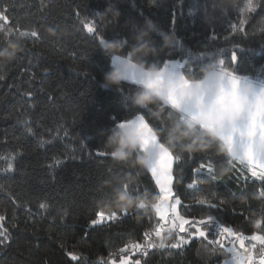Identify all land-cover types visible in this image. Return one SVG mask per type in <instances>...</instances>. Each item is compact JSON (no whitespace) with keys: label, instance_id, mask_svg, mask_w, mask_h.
<instances>
[{"label":"trees","instance_id":"16d2710c","mask_svg":"<svg viewBox=\"0 0 264 264\" xmlns=\"http://www.w3.org/2000/svg\"><path fill=\"white\" fill-rule=\"evenodd\" d=\"M248 2L223 7L225 0H0L4 24L12 30L5 38L0 29V52L12 51L8 40L22 43L12 58L0 56V230H6L0 264H111L125 256L139 264H221L229 256L223 249L205 251L201 238L172 248L175 233L163 248L147 247L160 243L156 200L134 209L101 203L110 191L106 181L114 177H127L129 191L158 196L146 168L113 160L103 132L142 115L164 136L159 127L168 128L171 109L131 106L127 97L138 85L130 81L119 90L102 88L112 62L100 41L130 38L133 25L151 19L178 37L173 49L152 58L163 66L178 63L181 71L195 73L204 63L223 60L230 71L264 87V0H252L256 10L246 13ZM109 6L119 10L118 19L105 12ZM209 13L216 16L212 25L204 22ZM154 39L159 45L160 36ZM173 155L179 156L172 190L181 200V216L211 214L245 236L260 232L253 221L264 217V181L237 161L221 171L228 157L215 148ZM209 165L216 180L208 177ZM200 198L218 209L198 203ZM101 211L115 216L87 228L85 236L86 222Z\"/></svg>","mask_w":264,"mask_h":264},{"label":"clouds","instance_id":"9594fccd","mask_svg":"<svg viewBox=\"0 0 264 264\" xmlns=\"http://www.w3.org/2000/svg\"><path fill=\"white\" fill-rule=\"evenodd\" d=\"M116 19L120 12L115 6L105 10ZM204 22L212 25L216 22L214 13L204 17ZM131 37H114L104 39L100 43L103 54L111 59L109 71L104 73L101 87L104 89H121L126 82L147 81L149 77H159V87H148L145 83H137L127 97L128 103L135 108L171 109L170 123L166 131V146L172 152L195 153L209 148L228 157V164L221 171L230 170L229 161L240 155V150L229 144L231 137L245 135L250 132L245 125L250 116H264V92L260 84L251 76L245 77L230 71L214 60L199 66L193 73L186 70L179 75L171 76L164 66L152 59L161 52L176 46L178 37L175 33L164 32L151 19L143 25L132 26ZM155 35L160 36L157 45ZM8 48L0 52V56L12 58L16 51L22 50L19 40H8ZM119 58L116 60L115 58ZM231 74V76L229 75ZM174 98L179 107L170 103ZM191 107L194 115H185L184 108ZM105 144L111 149L113 160L133 168H147L149 159L155 157L149 151H141V131L135 126H114L103 132ZM251 150L264 158V140L251 145ZM110 191L101 202L109 208H140L146 200L153 203L150 193H134L125 189L129 183L127 177H114L106 181Z\"/></svg>","mask_w":264,"mask_h":264},{"label":"snow or ice","instance_id":"6c2138e0","mask_svg":"<svg viewBox=\"0 0 264 264\" xmlns=\"http://www.w3.org/2000/svg\"><path fill=\"white\" fill-rule=\"evenodd\" d=\"M154 3H157V0H153ZM235 0H225V3L222 5L223 7H228L234 4ZM257 5L252 3V0H249L245 12H255ZM6 9L0 7V29L5 32V38L7 35H11V29L7 28L4 24V21L7 20V16L5 15ZM243 22V21H242ZM172 23H175V18H173ZM89 32H93L94 29L92 27L88 28ZM27 33L20 32L19 36H25ZM32 35L35 36L36 33L32 32ZM102 41V40H101ZM100 41V42H101ZM119 60V58H115ZM232 61L237 60V56L235 53L231 56ZM221 65L224 64L223 60H220ZM173 71H170V65L168 62L164 64V69L171 76L179 75L183 71L180 70L178 65H171ZM231 76V74H229ZM2 79V77H0ZM136 85L137 83H145L148 87L158 88L159 87V77L156 79H152L149 77L147 81H136L132 80ZM262 92H264V87H262ZM28 95H31L29 93ZM170 103L174 107H179V104L175 101L174 98L170 97ZM185 115H194L191 107L184 108ZM150 112V110H149ZM170 112L168 113V116ZM124 126H135L137 127L141 133V151H149L155 157L154 159H149L147 170L151 174V178L154 179L155 185L159 188V194L156 199V203L153 204L156 214L159 217V221L157 222V226L154 229L155 235L157 237H161L159 245L149 244L147 247H161L165 246L164 241L166 239L172 238L173 233H176L177 239L176 242L171 244L172 248H180L182 245H185L189 242V240L193 237H199L202 240H207L206 244H203L202 247L205 251L209 253H214L218 249H223L226 253L231 254L230 259H226L224 264H264V228H261V225H264V217L256 219L253 221L256 228L260 229V232H257L251 236H245L242 232L233 229L232 227H225L224 224L214 215H207L206 218H201L198 220H190L186 219L184 216H181L176 211V206L181 204V200L179 196L173 197L172 190V168L175 160L179 159V156H174L173 152L166 146V131L167 127H159V131L164 133V136H158L157 132L153 130L152 127L146 122L145 117L142 115H136L132 119L125 120L124 122L118 123L117 127ZM246 128L250 129L245 135L233 136L231 137V141L229 144V148L231 150L232 146L237 147L240 150V155L234 159V161L239 162L241 165H244L251 172L253 177H258L259 180L264 181V158H261L256 152L251 150V145L257 141L264 140V116H250L246 125ZM67 135V133H65ZM99 151H97V155H101ZM14 159V157H13ZM232 160L229 161L232 164ZM11 168V164L8 166ZM204 166L201 165V168ZM196 171H200L197 169ZM208 177L212 180H216L217 176L213 174V169L209 165L208 166ZM125 189H127V185H124ZM189 187H193V185H189ZM264 195V192L261 193ZM243 198V195L241 196ZM200 204H208L212 209H218V205L212 203L210 200L206 198H200L198 201ZM140 208H145V202H141L139 205ZM172 213L169 216V213ZM115 216V213L105 217L103 211L97 213V216L86 222L84 228V235L87 236V228H91L105 219H112ZM4 220V216L0 215V221ZM164 222L170 225L167 229V236H162V232L164 231V224L160 222ZM187 226V227H186ZM214 237L213 239H208L210 231ZM180 233H184L185 235H179ZM6 230H0V244L5 242ZM146 237L151 236L150 233H145ZM227 241V246L225 244ZM246 241H249V245L246 246ZM209 245H213L214 247H209ZM218 246V247H216ZM259 246V247H258ZM136 248H140V245H134ZM123 251V250H121ZM147 255V252L144 253ZM73 260H79L80 258L72 253H69ZM115 264V261L112 262ZM121 264H129L127 258L121 260ZM135 264H139V261H136Z\"/></svg>","mask_w":264,"mask_h":264},{"label":"rangeland","instance_id":"374dc122","mask_svg":"<svg viewBox=\"0 0 264 264\" xmlns=\"http://www.w3.org/2000/svg\"><path fill=\"white\" fill-rule=\"evenodd\" d=\"M178 64V63H177ZM262 87V86H261ZM147 122V121H146ZM173 165H174V163H173ZM172 170H173V168H172ZM172 175H173V173H172ZM154 180V179H153ZM172 184H173V181H172ZM157 188H158V186H157ZM158 190H159V188H158ZM173 194H174V192H173ZM175 198V195H173V197H172V199H174ZM176 211H177V213H179L180 214V212H179V205H177L176 206ZM156 213V212H155ZM172 215V213L170 212L169 213V216H171ZM105 216H106V214H105ZM156 216H157V218L159 219V217H158V215L156 214ZM102 222H104V221H102ZM101 222V223H102ZM160 223H162V224H164V231L162 232V236H167V229L170 227V225L169 224H167V223H164V222H160ZM100 224V223H99ZM175 233V232H174ZM176 234V233H175ZM179 235H185L184 233H180ZM155 237H156V239H157V241L159 240H161V237H157L156 235H155ZM199 237H193V238H191L190 240H189V242L187 243V244H189L192 240H194V239H198ZM246 243V242H245ZM187 244H185V245H187ZM225 244H226V246H227V241H225ZM249 244H247L246 243V246H248ZM230 256H231V254H229V256L226 258V259H230ZM124 258H127L128 259V261H129V264H132V263H135V261L132 259V257L131 256H125V257H123L122 259H124ZM121 259V260H122ZM225 259V260H226ZM121 260H118V261H115V264H121ZM224 260V261H225ZM224 261L221 263V264H224ZM113 262V261H112ZM112 262H111V264H112Z\"/></svg>","mask_w":264,"mask_h":264},{"label":"crops","instance_id":"0c3cea01","mask_svg":"<svg viewBox=\"0 0 264 264\" xmlns=\"http://www.w3.org/2000/svg\"><path fill=\"white\" fill-rule=\"evenodd\" d=\"M171 65H178L179 68H180V65H179V64H170V69H169L170 71H173V69L171 68ZM130 82H133V81L130 80ZM133 83H134V82H133Z\"/></svg>","mask_w":264,"mask_h":264}]
</instances>
